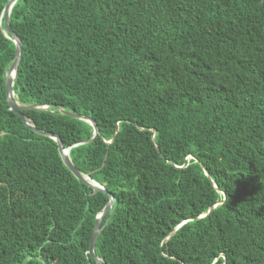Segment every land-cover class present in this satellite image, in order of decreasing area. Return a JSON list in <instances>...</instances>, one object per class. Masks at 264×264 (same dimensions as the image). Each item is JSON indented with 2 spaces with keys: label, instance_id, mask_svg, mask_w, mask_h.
<instances>
[{
  "label": "trees",
  "instance_id": "16d2710c",
  "mask_svg": "<svg viewBox=\"0 0 264 264\" xmlns=\"http://www.w3.org/2000/svg\"><path fill=\"white\" fill-rule=\"evenodd\" d=\"M8 1L0 264H96L108 196L8 110ZM9 25L15 99L47 107L22 114L113 197L102 264H264V0H17Z\"/></svg>",
  "mask_w": 264,
  "mask_h": 264
},
{
  "label": "water",
  "instance_id": "95a60500",
  "mask_svg": "<svg viewBox=\"0 0 264 264\" xmlns=\"http://www.w3.org/2000/svg\"><path fill=\"white\" fill-rule=\"evenodd\" d=\"M16 1L17 0H9L8 3L5 5L3 11H2V22H3V26H4V30L2 31V33H3L4 37H6L12 41L14 48H15V53H14V57L12 59L11 65L8 68V71L6 72V74L4 76V90H5V98H6L8 110L11 111L12 113H14L21 120V122L23 123V125L27 129L31 130L32 132H34L35 134H37L39 136L48 138L49 140L53 141L57 145L58 154H59V157H60L62 164L65 166V168L69 171V173L78 182H80L81 184L91 188L94 191L101 192V193L108 196V202H107L106 206L103 208V210L95 218L94 227H93L92 235H91V238L89 241V246H88V255L92 258V260L96 264H102L94 256L93 249H94L95 240H96L97 235L99 233L100 221L104 217L106 212L109 209H111L112 204L114 202L113 197L111 195H109L107 193V191L104 190V188L102 186H100L99 184H97L96 182L91 180L89 177L84 176L75 170V168L73 167V165L69 159V156H68L69 148L64 149L59 138L56 135L35 129L30 124L29 120L22 114L23 111L40 110V109H44L47 107L22 106L16 101L15 96H14L13 83H14V80L16 78L20 59L22 57V43H21L20 39L12 32L11 27L9 25L10 11H11L13 5L16 3ZM58 112L64 116H67V117H70L74 120L82 121V122H85L86 124H88L92 128V139L90 141H92L93 139L98 137L99 132L97 130V127L90 118L77 116V115L68 113L66 111H63L61 109H58ZM109 143H111V142H109ZM204 175L208 178V175L206 173H204ZM209 212H210V209L208 210L207 214ZM207 214L201 216L199 219L206 217Z\"/></svg>",
  "mask_w": 264,
  "mask_h": 264
}]
</instances>
